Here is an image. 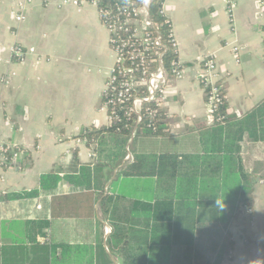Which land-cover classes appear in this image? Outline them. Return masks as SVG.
<instances>
[{
	"label": "crops",
	"instance_id": "0c3cea01",
	"mask_svg": "<svg viewBox=\"0 0 264 264\" xmlns=\"http://www.w3.org/2000/svg\"><path fill=\"white\" fill-rule=\"evenodd\" d=\"M77 1L0 0V140L21 151L0 166V264H27L39 252L34 241L50 245L65 264H264V0H234L231 16L224 0L164 1L183 76L166 84L163 132L131 133L120 160L123 136L102 131L108 126L101 96L114 62L108 31L90 0ZM20 3L24 17L17 21ZM12 44L34 53L13 59ZM207 57L226 100L220 128L201 84ZM87 128L102 131L93 148L77 141ZM219 144L222 151L211 152ZM150 152L181 157L179 175L216 178L226 170L223 155L235 156L239 165L223 181L224 209L239 186L250 197L236 212L225 211L226 222L197 223L189 258L183 248L171 263L160 257L149 263V246L127 232L110 250L112 228L99 208L105 195L121 197L122 205L173 195L174 179L123 174L134 156ZM95 166L101 187L94 185ZM50 173L45 185L59 180L43 188L41 177ZM31 190L34 196L6 198Z\"/></svg>",
	"mask_w": 264,
	"mask_h": 264
},
{
	"label": "trees",
	"instance_id": "16d2710c",
	"mask_svg": "<svg viewBox=\"0 0 264 264\" xmlns=\"http://www.w3.org/2000/svg\"><path fill=\"white\" fill-rule=\"evenodd\" d=\"M125 2L127 0H100L99 6H105L107 3L113 2ZM162 0H153L150 6V12L152 17L160 23H164V17L159 13L161 9ZM161 31L164 36L167 34V27L163 25ZM175 57L170 51L166 54L164 60L168 66L169 60ZM202 86L204 87L205 100L206 92L209 86L202 80ZM222 100L214 108L212 118L215 125L219 128L227 120L226 116V100L224 97V90L222 88L221 94ZM262 104V103H261ZM260 104V106H261ZM153 108L152 103H144L142 110V119L139 123L132 116L127 121L121 117V120L112 126L106 127L104 132H108L114 135H122L118 148L116 150V156L120 160L125 154L124 146L129 139L131 131L136 128V134H144L147 136H157L163 132V121L165 114L162 111L157 112L153 119L150 120L147 117V109ZM259 108V106H258ZM257 108V109H258ZM253 110V112L257 111ZM252 112V113H253ZM156 129H152V125L148 127V124H153ZM102 131H95L94 129H85L81 136L87 137L88 140L98 137V133ZM221 131V129H219ZM135 134V135H136ZM221 144L215 148L214 153H220ZM24 154V151H23ZM27 155H24L22 161L18 160L19 165L23 166ZM181 157L172 154L145 153L138 154L133 157L123 171L125 175L133 176H158L159 178H171L175 182V191L173 195L167 197H160L154 201H140L131 199L127 201L128 205H122L124 201L121 197L112 195L102 196L100 201V211L105 216L112 228L111 234L107 238V246L110 250L121 241V234L131 233L136 235V241L140 245L147 244L149 246L148 262L154 261L157 257L160 259H167V262L175 261L178 259V251L186 248L188 249L187 258L190 256V251L194 246L195 230L197 223H211L218 221H227V215L225 211L229 210L230 213L236 212L241 204H247L250 202V197H247L245 191L242 190V186H239L230 197H233V205L224 209L225 201L222 200L223 181L230 176V172L237 169L239 161L237 157L232 155H223L222 168L223 171L221 177L213 176H200L196 177L191 173L190 175H179V164ZM21 160V159H20ZM12 164V163H11ZM185 165V164H184ZM52 174H46L41 177L40 183L43 188H50L56 185L58 177L54 176L53 184H44V181ZM94 185L101 187L103 182L101 181V174L97 166L93 171ZM36 190L21 191L6 195L7 199L22 198L34 196ZM242 197H244L242 199ZM229 208V209H228ZM119 237V238H118ZM125 242V241H124ZM123 242V244H124ZM224 247L229 246L232 248L233 242L227 241L226 238L222 241ZM34 245L39 247L38 254L34 255L27 261V264H65L61 256L56 254L54 248L46 244H40L38 241H34ZM118 248V247H117ZM182 258V257H181ZM219 262V261H218ZM3 264H8L4 262ZM15 264V263H13ZM19 264V263H16ZM24 264V263H20Z\"/></svg>",
	"mask_w": 264,
	"mask_h": 264
},
{
	"label": "built area",
	"instance_id": "2783aa9c",
	"mask_svg": "<svg viewBox=\"0 0 264 264\" xmlns=\"http://www.w3.org/2000/svg\"><path fill=\"white\" fill-rule=\"evenodd\" d=\"M162 0L159 13L164 17V23L157 22L151 15L150 6L153 0H127L125 2L107 3L99 6L100 0H90L100 17L101 23L108 31L114 62L105 82L100 109L106 113L107 126H112L121 120L127 121L134 117L139 123L142 119L144 103H152L153 108L147 109V117L152 120L165 103V87L170 78L180 79L183 76L182 64L177 59V44L171 24L163 10ZM227 12L231 16L234 0H224ZM63 4L78 5L77 0H63ZM25 3L18 4L15 19L24 17ZM262 16V14H261ZM167 27L166 36L161 27ZM264 51V26L262 31ZM10 57L20 59L26 54L34 53L33 48L25 49L19 44L9 47ZM171 52L173 57L165 64V56ZM237 48H233L236 53ZM238 61V59H236ZM204 76L202 80L209 86L206 92L207 110L213 114L217 103L222 100L223 88L215 70L214 60L207 57L203 60ZM152 129H156L154 122ZM136 128L131 133L135 134ZM93 148L98 143V137L88 140L87 137L77 139ZM21 155L17 144L0 140V166L5 167L14 163ZM125 156V159H128Z\"/></svg>",
	"mask_w": 264,
	"mask_h": 264
},
{
	"label": "rangeland",
	"instance_id": "374dc122",
	"mask_svg": "<svg viewBox=\"0 0 264 264\" xmlns=\"http://www.w3.org/2000/svg\"><path fill=\"white\" fill-rule=\"evenodd\" d=\"M218 79H220V82L222 83L221 78L218 77ZM123 186H124V187L126 186L127 189L132 188V186H131L129 183H125ZM146 192H147V191L142 192V193H143V196H144V197H142V198H145L146 196H148Z\"/></svg>",
	"mask_w": 264,
	"mask_h": 264
}]
</instances>
